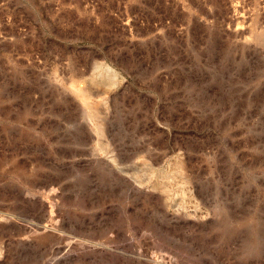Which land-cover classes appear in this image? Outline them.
<instances>
[{"label":"rangeland","instance_id":"obj_1","mask_svg":"<svg viewBox=\"0 0 264 264\" xmlns=\"http://www.w3.org/2000/svg\"><path fill=\"white\" fill-rule=\"evenodd\" d=\"M0 264H264V0H0Z\"/></svg>","mask_w":264,"mask_h":264}]
</instances>
